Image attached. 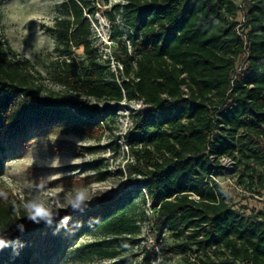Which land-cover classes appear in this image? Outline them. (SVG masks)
Instances as JSON below:
<instances>
[{"label":"trees","instance_id":"16d2710c","mask_svg":"<svg viewBox=\"0 0 264 264\" xmlns=\"http://www.w3.org/2000/svg\"><path fill=\"white\" fill-rule=\"evenodd\" d=\"M242 1H119L115 7L130 29L131 50L124 45L114 52L120 67L113 70L92 38L90 16L101 10L100 0H64L49 28L57 53L49 73L59 89L48 87L29 59L0 53V176L7 144L30 125L66 122L93 139L115 119L120 103L139 100L145 107L131 115L123 136L139 162L137 186L69 217L75 239L85 229L121 242L136 235V195L145 192L142 202L152 201L155 236L168 230L184 252L195 254L194 264H264V217L238 214L214 180L220 157L264 162V0ZM241 11L243 22L237 21ZM78 48L85 59L77 57ZM24 217V209L0 198V236ZM54 227L56 237L43 259L33 243L6 264H49L67 230ZM86 248L75 246L70 253L82 260L121 254L102 241Z\"/></svg>","mask_w":264,"mask_h":264},{"label":"rangeland","instance_id":"374dc122","mask_svg":"<svg viewBox=\"0 0 264 264\" xmlns=\"http://www.w3.org/2000/svg\"><path fill=\"white\" fill-rule=\"evenodd\" d=\"M63 1L0 0V53L13 59H29L45 76V84L54 89L60 86L49 73L57 57L56 38L49 28L54 25ZM119 1L109 0L103 4L100 0L101 10L90 16L94 47L100 58L111 59L113 70L120 67L114 52L121 53L124 45L131 50L130 29L122 10L115 7ZM238 1L243 4L242 0ZM237 21H244L242 11ZM75 52L78 58L85 59L83 48ZM100 105L113 107L114 103L101 102ZM144 107L139 100L120 103L115 119L104 125L93 139L60 122L53 126L30 125L18 139L7 144L6 163L0 176V198L9 199L16 207L24 209L25 217L8 234L0 236L5 240V245L0 247V264L12 261L33 243L36 256L43 259L48 242L56 237L54 224L58 223L67 230L62 232V250L52 253L49 264H194L195 254L191 250L184 252L178 246L179 239L168 230L163 229L160 236H155L151 229L152 201L146 197V203L142 202L145 192L136 195L140 221L136 235L127 236L130 238L121 242L117 237L85 229L79 238L74 237L75 223L69 217L78 211L114 202L137 186L136 178L140 176L134 169L139 162L123 136L132 125L131 115ZM228 159L220 161L214 180L238 214L263 218L264 182L261 183L259 177H264V162L254 157L240 161ZM248 167L254 169L248 170ZM81 192L85 199L79 208H74L70 201ZM37 198L52 211L51 223L29 219L26 205ZM93 241H102L106 246L119 249L121 254L115 258L95 255L82 260L70 253L75 246L87 249L86 245Z\"/></svg>","mask_w":264,"mask_h":264},{"label":"clouds","instance_id":"9594fccd","mask_svg":"<svg viewBox=\"0 0 264 264\" xmlns=\"http://www.w3.org/2000/svg\"><path fill=\"white\" fill-rule=\"evenodd\" d=\"M85 199L83 192L76 195L74 200H71L70 203L74 208H79L81 206V202ZM26 208L29 212V219L33 222L39 223L44 221L46 223H51L53 218V213L50 209L45 207V205L37 198L30 201ZM21 230H23V225L20 226ZM5 245V240L0 238V247Z\"/></svg>","mask_w":264,"mask_h":264},{"label":"built area","instance_id":"2783aa9c","mask_svg":"<svg viewBox=\"0 0 264 264\" xmlns=\"http://www.w3.org/2000/svg\"><path fill=\"white\" fill-rule=\"evenodd\" d=\"M243 18H244V16H243ZM244 20H245V19H244ZM215 158H217V157H215V156L212 157L213 161H215ZM228 158H229L228 156H223V157H220L219 160H220V161H221V160H229Z\"/></svg>","mask_w":264,"mask_h":264}]
</instances>
